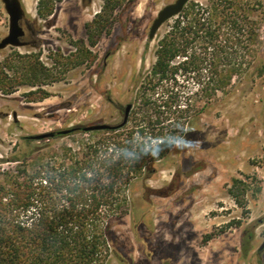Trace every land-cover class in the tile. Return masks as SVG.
<instances>
[{
  "label": "rangeland",
  "instance_id": "1",
  "mask_svg": "<svg viewBox=\"0 0 264 264\" xmlns=\"http://www.w3.org/2000/svg\"><path fill=\"white\" fill-rule=\"evenodd\" d=\"M21 1L29 44L0 50V187L38 164L66 166L83 157L109 137L83 128L122 123L128 105L126 130L144 126L140 91L151 87L158 43L179 16L150 40L158 12L175 0ZM251 1L254 55L235 34L231 62L242 71L226 92L207 96V77L180 73L155 87L156 99L175 95L185 111L155 106L149 114L160 118L149 131L184 124L189 144L175 146L152 174L122 183L128 201L112 221L107 264H264V0ZM193 3L209 6L189 0L183 11ZM8 33L0 0V40ZM69 129L75 131L59 134Z\"/></svg>",
  "mask_w": 264,
  "mask_h": 264
},
{
  "label": "trees",
  "instance_id": "2",
  "mask_svg": "<svg viewBox=\"0 0 264 264\" xmlns=\"http://www.w3.org/2000/svg\"><path fill=\"white\" fill-rule=\"evenodd\" d=\"M254 8L251 0H209L208 7L193 3L158 43L156 62L147 76L151 87H142L139 95L147 111L144 126L104 130L109 134L106 141L89 145L70 165L41 163L32 172L25 169L12 187H0V264H107L112 221L128 201L122 183L130 186L152 174L175 147L169 138L185 133V125L178 129L172 119H166L171 125L149 131L151 120L160 118L149 114L155 106L165 113L185 111L175 95L156 99L155 87L180 73L199 81L207 77L202 83L207 96L226 92L232 76L242 71L231 62L234 51L229 43L235 34L238 42L244 38L247 55H254ZM53 11L51 6L48 14ZM88 31L91 34L92 24ZM177 59L182 60L175 63Z\"/></svg>",
  "mask_w": 264,
  "mask_h": 264
},
{
  "label": "water",
  "instance_id": "3",
  "mask_svg": "<svg viewBox=\"0 0 264 264\" xmlns=\"http://www.w3.org/2000/svg\"><path fill=\"white\" fill-rule=\"evenodd\" d=\"M5 9L9 15V33L3 39L0 40V50L5 49L8 46L24 47L29 43L24 40L25 29L22 26V22L25 18V9L21 0H2ZM189 0H175L173 3L166 5L158 12L157 17L154 19L150 31L149 39L152 40L156 36L159 29L164 23L177 17L185 8ZM132 109V105H128L125 111V117L122 123L118 125L98 124L93 126L84 127L85 132L99 131V130H115L123 127L128 122L129 113ZM75 131V129H69L59 132V134H69ZM54 133L39 135L36 138H46L53 136ZM264 250V241L259 247V252Z\"/></svg>",
  "mask_w": 264,
  "mask_h": 264
},
{
  "label": "clouds",
  "instance_id": "4",
  "mask_svg": "<svg viewBox=\"0 0 264 264\" xmlns=\"http://www.w3.org/2000/svg\"><path fill=\"white\" fill-rule=\"evenodd\" d=\"M168 143L173 144L176 147H180V148L187 147L189 144V142L187 140H185L183 138H179V137L169 138Z\"/></svg>",
  "mask_w": 264,
  "mask_h": 264
},
{
  "label": "flooded vegetation",
  "instance_id": "5",
  "mask_svg": "<svg viewBox=\"0 0 264 264\" xmlns=\"http://www.w3.org/2000/svg\"><path fill=\"white\" fill-rule=\"evenodd\" d=\"M22 26L23 28L25 29V37H24V40L26 39L27 37V32L28 30L32 29L31 26L29 25V23L24 19L23 22H22Z\"/></svg>",
  "mask_w": 264,
  "mask_h": 264
}]
</instances>
